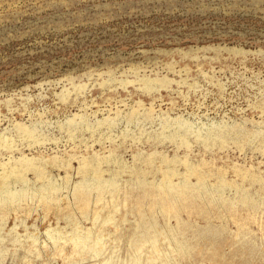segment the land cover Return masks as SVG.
Returning <instances> with one entry per match:
<instances>
[{
  "label": "rangeland",
  "instance_id": "rangeland-1",
  "mask_svg": "<svg viewBox=\"0 0 264 264\" xmlns=\"http://www.w3.org/2000/svg\"><path fill=\"white\" fill-rule=\"evenodd\" d=\"M0 170V264H264V0H0Z\"/></svg>",
  "mask_w": 264,
  "mask_h": 264
},
{
  "label": "bare ground",
  "instance_id": "bare-ground-1",
  "mask_svg": "<svg viewBox=\"0 0 264 264\" xmlns=\"http://www.w3.org/2000/svg\"><path fill=\"white\" fill-rule=\"evenodd\" d=\"M3 170V169H2ZM7 170V169H6ZM9 170H11V169H9ZM16 170H20L19 168H12V171H11V173L9 174V176H6L5 177V175H2V176H4L3 178H2V186H3V188H8L11 184H12V182H13V180L15 179L14 177H15V175H16V173H17V175L19 174V172H16ZM1 171V170H0ZM5 171V170H4ZM21 173V172H20ZM15 174V175H14ZM202 177V176H201ZM17 178V177H16ZM47 201V200H46Z\"/></svg>",
  "mask_w": 264,
  "mask_h": 264
}]
</instances>
